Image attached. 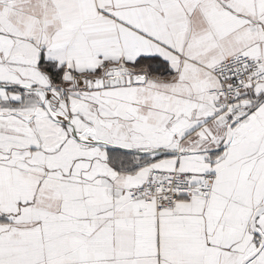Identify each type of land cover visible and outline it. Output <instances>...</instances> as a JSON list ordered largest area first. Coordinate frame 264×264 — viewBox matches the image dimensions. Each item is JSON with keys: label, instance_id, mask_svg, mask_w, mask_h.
I'll use <instances>...</instances> for the list:
<instances>
[{"label": "snow or ice", "instance_id": "1", "mask_svg": "<svg viewBox=\"0 0 264 264\" xmlns=\"http://www.w3.org/2000/svg\"><path fill=\"white\" fill-rule=\"evenodd\" d=\"M0 264H264V0H0Z\"/></svg>", "mask_w": 264, "mask_h": 264}]
</instances>
